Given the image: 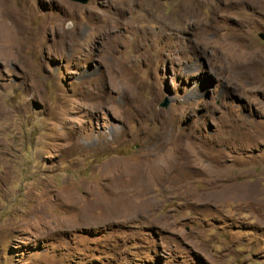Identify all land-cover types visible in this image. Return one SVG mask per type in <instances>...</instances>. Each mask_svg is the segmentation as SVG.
<instances>
[{
	"label": "rangeland",
	"instance_id": "rangeland-1",
	"mask_svg": "<svg viewBox=\"0 0 264 264\" xmlns=\"http://www.w3.org/2000/svg\"><path fill=\"white\" fill-rule=\"evenodd\" d=\"M0 2V264H264V0Z\"/></svg>",
	"mask_w": 264,
	"mask_h": 264
},
{
	"label": "bare ground",
	"instance_id": "bare-ground-1",
	"mask_svg": "<svg viewBox=\"0 0 264 264\" xmlns=\"http://www.w3.org/2000/svg\"><path fill=\"white\" fill-rule=\"evenodd\" d=\"M14 16H15V14H14V12L9 8V7H4V6H2V3L0 2V38L3 40V41H1V42H4V37H5V35H6V37H8L7 35H10V34H12V36H14L15 34H17V31H19V30H16V28H15V25H14ZM190 21V20H189ZM8 29V31H5V30H7ZM10 33V34H9ZM19 34V33H18ZM17 34V35H18ZM3 35H4V37H3ZM18 37V36H17ZM9 38V37H8ZM15 38H16V36H15ZM0 39V40H1ZM18 39V38H17ZM8 40H10V39H8ZM19 40V39H18ZM18 43H19V41H17ZM7 44L5 45V43H4V45L5 46H7L8 47V49H12L11 47H12V41L11 42H9L8 43V41L6 42ZM14 43H15V40H14ZM0 45H3L2 43L0 44ZM16 46V45H15ZM19 46H20V44H19ZM1 47V46H0ZM13 47H14V45H13ZM17 47V46H16ZM5 48V47H4ZM3 47H1V49L3 50L4 49ZM19 48V47H18ZM6 49V48H5ZM12 52V51H11ZM160 155L159 154H157V157H159ZM171 163V162H170Z\"/></svg>",
	"mask_w": 264,
	"mask_h": 264
},
{
	"label": "water",
	"instance_id": "water-1",
	"mask_svg": "<svg viewBox=\"0 0 264 264\" xmlns=\"http://www.w3.org/2000/svg\"><path fill=\"white\" fill-rule=\"evenodd\" d=\"M71 1L80 2V3H87L88 2V0H71ZM260 37H263V36L260 35ZM161 106L166 107V103L161 104Z\"/></svg>",
	"mask_w": 264,
	"mask_h": 264
}]
</instances>
